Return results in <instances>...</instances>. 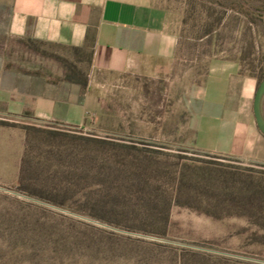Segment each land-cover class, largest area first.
Here are the masks:
<instances>
[{"label":"rangeland","instance_id":"374dc122","mask_svg":"<svg viewBox=\"0 0 264 264\" xmlns=\"http://www.w3.org/2000/svg\"><path fill=\"white\" fill-rule=\"evenodd\" d=\"M220 3L226 12L215 38L224 49L214 54L242 60L258 85L264 0ZM179 7L172 6L177 17ZM204 9L213 20L221 10L216 2ZM204 9L184 11V37L203 30ZM8 13L0 4V57H22L33 61L27 68L56 75L74 67L87 84L86 58L71 50L5 42ZM187 45L160 72L99 83L92 93L98 111L84 128L0 109V264H84L82 253L73 262L70 249L86 241L131 257L148 253L153 264H166L175 251L150 243L210 255L212 264H264V165L195 148L194 109L206 72L197 57L211 51ZM33 124L36 130H25Z\"/></svg>","mask_w":264,"mask_h":264},{"label":"crops","instance_id":"0c3cea01","mask_svg":"<svg viewBox=\"0 0 264 264\" xmlns=\"http://www.w3.org/2000/svg\"><path fill=\"white\" fill-rule=\"evenodd\" d=\"M213 3L214 0H0L9 8L2 28L5 42L30 40L77 49L75 56L86 58L88 66L87 84L82 88L66 82L62 73L23 69L33 63L31 60L20 57L8 61L0 57V109L36 122L84 128L98 111L92 93L102 88L99 83L150 74L152 68L160 72L161 67L165 69L179 59V51L188 49L189 42L191 50L211 51L206 58L197 57L204 60L206 72L201 98L194 109L195 148L264 165V136L257 130L252 114L257 78L241 70L242 60L214 54L224 49L215 35L224 24L226 11L220 8L213 20L200 10L198 24L203 30L197 34L192 30L190 38L184 37V11L188 13L195 4L206 8ZM172 6H180L178 17ZM261 113L264 117V98Z\"/></svg>","mask_w":264,"mask_h":264},{"label":"trees","instance_id":"16d2710c","mask_svg":"<svg viewBox=\"0 0 264 264\" xmlns=\"http://www.w3.org/2000/svg\"><path fill=\"white\" fill-rule=\"evenodd\" d=\"M214 1L216 2L219 8L224 9L223 4L220 3L221 1H224V0H214ZM18 43L20 44L28 43L31 46L44 45L43 43H38L35 41H30V40L25 41V42L19 41ZM70 50L74 54H77L79 52L77 49H70ZM7 67H9V65ZM26 68L27 66L23 67V69H26ZM262 79H264V76L261 77L260 80ZM64 80L69 83L77 84L81 86L82 88L86 86V79L84 78L82 73L77 71L74 67H71L68 69V71L64 75ZM22 117L24 118L25 115ZM34 126H35L34 124L30 126H26L25 130H36L34 129L35 128ZM86 141L88 143L94 142L92 139L90 140L86 139ZM22 174H23V171L20 174V182L22 180ZM26 206L33 207L35 209H41V207L36 206V205H26ZM124 241L130 242V243H136V244L144 243V241L130 240L128 238H125ZM84 244H82L84 245V247H82L81 249L80 248L75 249L74 247H72L73 244H71L72 248L70 247L71 248L70 255L71 257L74 256L75 258L73 262L77 259L76 257H80L81 253H82V256L80 259H84V264H153L152 262H154L153 261L154 257L149 256L148 253H137L135 256L131 257V256H126L123 253H121L120 248H118L117 250L115 249L114 246H110L107 244L99 246V245L92 243L91 241H86V243ZM149 245L155 247L156 249H171L175 251V256L171 255L169 260H162L163 263L165 262L166 264H209L212 261V257L204 253L194 252V251L187 250V249L174 250L166 245H162L158 243H150ZM7 248L8 249L15 248V244L14 243L11 244L10 242V244L7 245ZM216 260H217V263L219 262L221 264L227 262L226 259H222V258H217ZM156 262L160 263L161 260H157Z\"/></svg>","mask_w":264,"mask_h":264},{"label":"water","instance_id":"95a60500","mask_svg":"<svg viewBox=\"0 0 264 264\" xmlns=\"http://www.w3.org/2000/svg\"><path fill=\"white\" fill-rule=\"evenodd\" d=\"M264 98V79L258 84L252 102V114L259 133L264 136V117L261 113V103Z\"/></svg>","mask_w":264,"mask_h":264}]
</instances>
